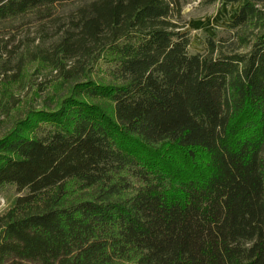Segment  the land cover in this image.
Segmentation results:
<instances>
[{"label":"trees","instance_id":"1","mask_svg":"<svg viewBox=\"0 0 264 264\" xmlns=\"http://www.w3.org/2000/svg\"><path fill=\"white\" fill-rule=\"evenodd\" d=\"M71 1L0 0V264H264V0H208L239 8L203 53L185 0L11 32Z\"/></svg>","mask_w":264,"mask_h":264},{"label":"rangeland","instance_id":"2","mask_svg":"<svg viewBox=\"0 0 264 264\" xmlns=\"http://www.w3.org/2000/svg\"><path fill=\"white\" fill-rule=\"evenodd\" d=\"M85 1L92 0H74L57 4L53 7L52 16L45 20L28 14L14 23L11 32L16 34L17 40L25 39L27 43L35 40V44H38L41 37L44 36L55 38L67 23L75 20L79 6ZM181 7L180 24L185 25L183 31L187 32L190 39L189 52L194 54L203 53L208 38L216 41L227 35L228 24L235 18L239 4L185 0L182 1ZM15 27L16 29H13ZM34 67L35 64H32L27 68L30 73L37 72L31 78L33 82H42L45 76H48L46 80H50L53 76H50L49 69L32 71ZM29 72L26 73V81L23 86L30 80ZM19 88L21 87L19 86ZM20 90L18 89L16 92ZM22 194L23 192H18L15 185L9 184L0 187V216L13 207L17 197Z\"/></svg>","mask_w":264,"mask_h":264}]
</instances>
